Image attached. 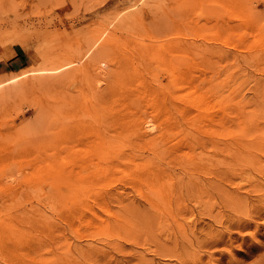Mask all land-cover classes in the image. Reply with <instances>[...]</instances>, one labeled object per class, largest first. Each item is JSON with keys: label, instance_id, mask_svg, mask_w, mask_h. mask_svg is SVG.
<instances>
[{"label": "rangeland", "instance_id": "1", "mask_svg": "<svg viewBox=\"0 0 264 264\" xmlns=\"http://www.w3.org/2000/svg\"><path fill=\"white\" fill-rule=\"evenodd\" d=\"M15 56L0 66V264H264V0H0V62ZM170 70L188 89L169 85ZM147 84L169 87L167 108ZM217 147L222 190L180 191L183 175L212 180ZM155 148L165 178L151 189L133 166Z\"/></svg>", "mask_w": 264, "mask_h": 264}, {"label": "bare ground", "instance_id": "2", "mask_svg": "<svg viewBox=\"0 0 264 264\" xmlns=\"http://www.w3.org/2000/svg\"><path fill=\"white\" fill-rule=\"evenodd\" d=\"M246 1V0H245ZM222 2V1H221ZM231 2V1H230ZM160 3V2H159ZM224 3V2H223ZM222 5V4H221ZM150 8V7H149ZM248 9V8H247ZM182 10H184V9H182ZM129 12V11H128ZM159 12V11H158ZM133 13H135V12H133ZM132 12H131V16L133 17V20H131V21H134L135 22V24H139V22H141V19H143L142 18V13H140V14H133ZM128 14V13H127ZM154 14V13H153ZM152 14V15H153ZM125 15V14H124ZM125 17V16H124ZM123 17V18H124ZM127 17V16H126ZM129 17H130V15H129ZM168 19V18H167ZM166 19V20H167ZM179 19V18H178ZM118 20H119V18H118ZM118 20H116V21H118ZM125 21H123L124 23L126 22V21H128V20H126V18L124 19ZM120 21V20H119ZM121 21H122V19H121ZM120 21V22H121ZM129 21H130V19H129ZM149 21V20H148ZM154 21V20H153ZM120 22H118V23H120ZM157 22V21H156ZM160 22H161V20H160ZM159 22V23H160ZM171 22V21H170ZM257 22H258V20H257ZM256 22V23H257ZM127 23V22H126ZM147 23V22H146ZM151 23V22H150ZM158 23V24H159ZM168 23V22H167ZM218 23V22H217ZM250 23V22H249ZM121 24H123V23H121ZM254 24V23H253ZM126 25V24H125ZM144 25V24H143ZM152 24H150V26H151ZM155 25V24H154ZM163 25V24H162ZM170 24H168V26H169ZM113 26V25H112ZM120 27H121V25H119ZM124 26V25H123ZM145 26H147V24L145 25ZM149 26V25H148ZM171 26H172V24H171ZM257 26V25H256ZM152 27V26H151ZM157 27H159V26H157ZM164 27L165 26H163V29H164ZM142 28V27H141ZM147 29L145 30L146 31V35L147 36H149L148 38H158L159 39V37L160 36H158V35H155L154 33H152V32H154V31H150V29H148V27H146ZM160 28V27H159ZM121 29H122V27H121ZM165 30V29H164ZM170 30V29H169ZM168 30V31H169ZM202 30V29H201ZM144 31V30H143ZM143 31H142V34H143ZM161 31V30H160ZM156 32V31H155ZM167 32V31H166ZM110 33H112V32H110ZM110 33H109V35H110ZM100 34V33H99ZM145 34V33H144ZM114 36L112 37L113 38V43H114V38H116L115 36V34H113ZM164 35V34H163ZM140 36V35H139ZM142 36V35H141ZM143 37V36H142ZM141 37V38H142ZM97 38V37H96ZM109 38V37H108ZM107 38V39H108ZM144 38V37H143ZM105 39V38H104ZM106 41H107V43H106ZM108 41H110V40H106L105 39V43L106 44H108L109 45V43H108ZM146 41V40H145ZM144 41V42H145ZM103 42V41H102ZM167 44H164V45H168L169 44V41H165ZM183 42V41H182ZM189 42V41H188ZM105 43H103V45L105 44ZM149 43V42H148ZM148 43H145V44H147L148 45ZM191 43V42H190ZM102 44V43H101ZM105 44V45H106ZM144 44V43H143ZM143 44H142V46H143ZM171 45H172V47H171V49L170 50H174V47L173 46H176V45H179V43H177L176 41H172L171 43H170ZM181 44V43H180ZM193 44V43H192ZM198 44V43H197ZM138 45V44H137ZM140 45V44H139ZM151 45V44H150ZM205 45V44H204ZM142 46H140L141 48H142ZM139 47V48H140ZM144 47V46H143ZM176 47H178V46H176ZM175 47V48H176ZM145 48V47H144ZM143 49V48H142ZM176 49H178V48H176ZM152 50V49H151ZM172 50V51H173ZM207 50V49H206ZM144 51L145 50H143V53H144ZM169 51V50H168ZM148 52V51H147ZM154 52V51H153ZM177 52V51H176ZM179 52V51H178ZM141 53V52H140ZM118 54V53H117ZM180 56V55H179ZM117 59V58H116ZM144 60V59H143ZM148 60V59H147ZM114 64V63H113ZM172 67H173V65H172ZM189 67V66H188ZM187 67V68H188ZM181 68V67H180ZM85 69V68H84ZM173 69V68H172ZM168 70V69H167ZM176 71V70H175ZM175 71H171L170 70V72H169V85H171V87H177L178 89H180L182 86H184L183 88H187V85H188V83H186V81H187V79H186V81H183V75L182 76H180L179 75V73L177 74V72H180V70L178 69L177 70V72H175ZM24 72V71H23ZM23 72H21V73H23ZM146 72V71H145ZM163 72H164V70H163ZM186 72V71H185ZM20 72H18V73H16V75L17 74H19ZM187 73V72H186ZM29 74V73H28ZM165 74V73H164ZM203 75V74H202ZM20 76H21V74H20ZM24 76V75H23ZM186 76H187V74H186ZM15 77V76H14ZM13 77V78H14ZM17 77V76H16ZM150 77V76H149ZM202 77V76H201ZM12 78V79H13ZM102 78V77H101ZM198 78V77H197ZM189 79H191V78H189ZM189 79H188V81H189ZM153 81V80H152ZM191 81V80H190ZM190 81H189V83H190ZM155 82V81H154ZM159 83V82H158ZM187 85H186V84ZM201 83V82H200ZM128 84V83H127ZM186 85V87H185V85ZM192 84V83H191ZM191 84H189V86L191 87ZM204 84V83H203ZM108 85V84H107ZM112 85V84H111ZM173 85V86H172ZM198 85H200V84H198ZM198 85H197V87H198ZM160 87H157V88H154V85H152V84H147V86H144V88L146 89V93H149L148 95H150V97H148V95H147V97L149 98V99H151V102H152V105L154 104V106H156V107H160V106H162V104L164 103V97H163V91H164V89L166 88V89H168L169 87H167L166 85H163V84H160L159 85ZM193 86V85H192ZM196 87V88H197ZM128 88V87H127ZM194 88V87H193ZM132 89V88H131ZM145 89H143V90H145ZM188 89V88H187ZM169 90V89H168ZM167 91V90H166ZM170 91H172V89L170 90ZM186 91V90H185ZM193 91V90H192ZM133 92V91H132ZM144 92V91H143ZM143 92H140V93H143ZM134 93V92H133ZM168 93H169V91H168ZM178 93V92H177ZM139 94V93H138ZM171 94H173V93H171ZM181 94V93H180ZM134 95V94H133ZM174 95V94H173ZM173 95H170L171 97H176L175 95L173 96ZM139 96V95H138ZM146 96V95H145ZM144 96V97H145ZM106 97V96H105ZM141 97V96H140ZM153 99H152V98ZM181 97V96H180ZM108 98V97H107ZM147 98V99H148ZM104 99V98H103ZM106 99V98H105ZM104 99V100H105ZM148 99V100H149ZM174 99V98H173ZM198 99V98H197ZM197 99H195L194 98V100H197ZM107 100V99H106ZM127 100V99H126ZM153 100V101H152ZM166 100H168V98L166 99ZM185 100V99H184ZM193 100V101H194ZM205 100V99H204ZM102 101V100H101ZM132 101H133V99H132ZM106 102V101H105ZM134 102V101H133ZM139 102H141V101H139ZM150 102V101H149ZM171 102V101H170ZM142 103V102H141ZM190 103H192L191 101H190ZM201 103L203 104V101L202 102H200V104L199 105H201ZM102 104V103H101ZM124 104H126V101L124 102ZM124 104H123V106H124ZM164 104H166V103H164ZM163 104V105H164ZM167 104H168V102H167ZM173 104V103H172ZM194 105H195V103H193ZM65 105V104H64ZM127 105H129V104H127ZM139 105H140V103H139ZM150 105H151V103H150ZM174 105V104H173ZM176 105V104H175ZM204 105H205V102H204ZM122 106V105H121ZM167 105H164V107L165 108H167L166 107ZM176 106H178V105H176ZM180 106V105H179ZM202 106V105H201ZM206 106V105H205ZM125 107V106H124ZM128 107V106H127ZM133 107H134V104H133ZM152 107V106H151ZM160 108V109H163V110H165V108ZM198 107V106H197ZM204 106H202L201 108H203ZM102 108V107H101ZM175 108V107H174ZM179 108H181L182 109V106H180ZM198 108H200V107H198ZM198 108H196V109H198ZM154 108L152 107V110H153ZM169 109V108H168ZM168 109H167V111H168ZM176 109V108H175ZM206 109V108H205ZM103 110V109H102ZM121 110H123V109H121ZM180 110V109H179ZM109 111V110H108ZM139 111V110H138ZM153 111H155V109L153 110ZM152 111V112H153ZM170 111V110H169ZM178 111V110H177ZM183 111H184V109H183ZM196 111V110H195ZM39 112L41 113V111L39 110ZM43 112V111H42ZM107 112V111H106ZM165 112V111H164ZM190 112V111H189ZM188 112V113H189ZM198 113H200V111H197ZM201 112H203V110L201 111ZM206 112V111H205ZM50 113V112H49ZM105 113V112H104ZM109 113V112H108ZM111 113V114H110ZM110 116H109V114L107 115V116H109L112 120H113V118H116V119H120V118H122V117H124V116H122V117H120V115H119V110L117 109V108H114V107H112L111 109H110ZM124 113V112H123ZM133 113H134V111H133ZM162 113V112H161ZM176 113H179V112H176ZM185 113V112H184ZM191 113V112H190ZM197 113V114H198ZM42 114V113H41ZM126 114V113H125ZM150 114H151V112H150ZM166 114V113H165ZM172 114V113H171ZM192 114V113H191ZM222 114V113H221ZM38 115V114H37ZM40 115V114H39ZM119 115V117L120 118H118V117H116V116H118ZM128 115V114H127ZM137 115V114H136ZM158 116H159V114H157ZM156 115V116H157ZM189 115V114H188ZM196 115V114H195ZM194 115V118L196 119V116ZM216 115V114H215ZM155 116V117H156ZM157 116V117H158ZM161 116V115H160ZM213 116V115H212ZM220 116V115H219ZM105 117V116H104ZM129 117V116H128ZM133 117V116H132ZM164 117V116H163ZM163 117H162V119H163ZM174 117V116H173ZM183 117H184V115H183ZM189 117V116H188ZM218 117V116H217ZM221 118H222V116H220ZM72 118V117H71ZM70 118V119H71ZM186 118H187V115H186ZM185 117H184V119H186ZM193 118V119H194ZM214 118V117H213ZM102 119V118H101ZM123 119V118H122ZM144 120H146L145 118H143ZM155 119V118H154ZM161 119V118H160ZM161 119V120H162ZM182 119V118H181ZM180 119V120H181ZM153 120V119H152ZM156 120V119H155ZM160 120V123H159V125L162 123L163 124V122ZM164 120V119H163ZM192 120V118L190 119V121ZM220 120H222V119H220ZM118 121V120H117ZM116 121V122H117ZM123 121H125V120H123ZM147 121V120H146ZM149 121V120H148ZM148 121L145 123L147 126H148ZM185 121V120H184ZM196 121V120H195ZM119 122V121H118ZM117 122V123H118ZM133 122H135L136 124H140L141 123V120H140V117L138 116H136V118H133ZM153 122V121H152ZM157 122H159V119H158V121ZM218 123L220 122L221 123V121H217ZM222 122H223V120H222ZM119 124V123H118ZM124 124H126V122H124ZM149 124H152V123H149ZM166 124V123H165ZM192 124V123H191ZM141 125H142V123H141ZM158 125V126H159ZM170 125H172V124H169V127H170ZM179 125V124H178ZM103 126V125H102ZM161 126H163V125H161ZM160 126V127H161ZM167 126V125H166ZM181 126V125H180ZM198 126V125H197ZM138 126H136V128H137ZM177 127V126H176ZM175 127V128H176ZM130 128H132V127H130ZM168 128V127H167ZM197 128V127H196ZM144 129V128H143ZM145 129H146V127H145ZM173 129V128H172ZM123 130V129H122ZM127 130H128V128H127ZM141 130H142V128H141ZM161 131H158V132H160V136L161 137H164L165 136V126H164V128L163 129H160ZM175 130V129H174ZM174 130H171V132L172 131H174ZM187 130V129H186ZM124 131V130H123ZM123 131H120V130H118L117 132H115L114 131V133L112 132V134H111V138H107L106 136H104V135H102V137H100V138H98L97 140H96V142H94L93 143V145L96 143V145H98V146H100L101 147V149H99L98 150V152L101 150V152H103V150H105L109 145H116V143H118V139H119V136H120V134L122 135V137H123ZM126 131V130H125ZM134 131H135V129H134ZM167 131H169V130H167ZM67 132V131H66ZM65 132V133H66ZM69 132H71V130L69 131ZM97 132V131H96ZM146 132V131H145ZM145 132L144 133H142V131H141V133L139 134L140 136H144V135H146L145 134ZM197 132V131H196ZM63 133V132H62ZM104 133V132H103ZM127 133L128 132H126V135H127ZM138 133H139V131H138ZM193 133V132H192ZM199 133V132H198ZM201 133V132H200ZM64 134V133H63ZM70 135H71V133H69ZM159 134V133H158ZM178 134V133H177ZM131 135V134H130ZM181 135V134H180ZM61 136H63V135H61ZM65 136V135H64ZM149 136V135H148ZM159 136V135H158ZM193 136V135H192ZM201 136V135H200ZM67 138H68V136H66ZM77 137V136H76ZM122 137H121V139H122ZM124 137H126V136H124ZM145 137V136H144ZM198 137V136H197ZM71 138V137H70ZM78 138V137H77ZM135 138H137V137H135ZM134 138V139H135ZM139 138L140 137H138V140H139ZM143 138V137H142ZM142 138H140V139H142ZM195 138V139H194ZM193 139H194V142H195V145L196 144H199V145H201L203 148H201V150H202V154H203V156L205 157V158H209V157H207V154H204V148H205V143L207 142V140H203V139H200V138H196V137H194ZM54 139H56V138H54ZM61 139V138H60ZM77 140V139H76ZM79 140V139H78ZM125 140H126V138H125ZM57 141V140H56ZM65 141H69V138L66 140V138H65ZM149 141H151L150 139H149ZM212 141V140H211ZM217 141V140H216ZM62 142H64V140L62 141ZM62 142H61V144H62ZM124 142V141H123ZM218 142V141H217ZM60 143V142H59ZM60 144V145H61ZM68 144V143H67ZM220 144V143H219ZM91 145V144H90ZM55 146V145H54ZM58 146V145H57ZM95 146V145H94ZM193 146V145H192ZM219 146V145H218ZM207 147V146H206ZM190 148H192L191 147V145H190ZM218 148V150L216 149V151H215V154H214V156H215V159H213V164H212V166H211V164H210V168H212L211 169V172L210 173H212L211 175L212 176H214V177H212V180H211V178L209 177V181H202V180H200V179H198V178H195L194 177V174L193 175H189L186 179H184L183 178V176H185V175H183V173H181L183 176H182V178H180V179H177V177L174 179V180H176L177 179V188L181 191V190H185L186 192H188V193H192V194H194L195 196H193V197H195V198H197L198 200H203V199H206V200H209V197L210 196H212L211 194L212 193H210V190L212 191L213 189L214 190H216L217 188H219V186H220V184L221 183H219L218 181H221V179L224 177L223 176V173H224V169H222V167H221V165L223 164V165H225L224 164V160H226V159H224L223 160V158L221 157L223 154H221L222 153V148H220V147H217ZM233 148V147H232ZM245 148H247V147H245ZM235 149H237V148H235ZM241 149V148H240ZM239 149V150H240ZM244 149V148H243ZM59 150V149H58ZM57 150V151H58ZM68 150V149H67ZM89 150V149H88ZM205 150H209V149H205ZM222 150V151H221ZM232 150V149H231ZM238 150V151H239ZM246 150V149H245ZM244 150V151H245ZM59 151H61V150H59ZM58 151V152H59ZM66 151V150H65ZM70 151V150H69ZM195 151V150H194ZM204 151V152H203ZM234 151V150H233ZM249 150L247 149V153H249L248 152ZM189 152H191V151H189ZM196 152V151H195ZM242 152V151H241ZM201 153H199V154H201ZM207 153V152H206ZM231 153H233L234 154V156L235 157H237V162H239L240 160H242V157H244L243 155H242V157H241V153L240 152H231ZM229 154V153H228ZM126 155V154H125ZM250 155V154H249ZM117 156V155H116ZM123 156V155H122ZM129 156V155H128ZM152 157L151 158H149V159H146V158H148V157H146L145 158V160H141V161H139V163H137V165L139 166L138 168L136 167V165H134L133 166V169H134V171L137 173H139V174H136L135 172V176H137L138 178L140 177L142 180H143V182H144V178L145 177H148L149 179H145V181H147V185L151 188V189H153V187H159L162 183L160 182L162 179H164L165 178V173L162 175L161 174V172H158V169L160 168V165L159 164H157V163H155L156 161H155V159L156 158H159L160 157V150H158L157 148H155L153 151H152V155H151ZM211 156V155H210ZM119 157H121V156H119ZM124 157V156H123ZM145 157V156H144ZM168 157V156H167ZM196 157V156H195ZM200 157V156H199ZM202 157V156H201ZM233 157V156H232ZM231 157V159H233ZM246 157V156H245ZM122 158V157H121ZM139 158V157H138ZM137 158V159H138ZM141 158H142V155H141ZM162 158H164V157H162ZM212 158H214L213 157V154H212ZM246 158H248V157H246ZM245 158V159H246ZM190 159H192V158H190ZM195 159H197V157L195 158ZM198 159H201V160H204L203 158H198ZM227 159H229V158H227ZM250 159V158H249ZM249 159L246 161V162H248L249 161ZM254 159V158H253ZM261 159L262 160H264V158H262L261 157ZM201 160L200 161H198V160H196V161H198V162H201ZM236 160V159H235ZM234 159L232 160V161H235ZM239 160V161H238ZM243 160H244V158H243ZM242 160V161H243ZM261 160V161H262ZM111 162H113L112 160H111ZM236 162V161H235ZM236 162V163H237ZM246 162H244V163H246ZM39 163V162H38ZM115 163V162H114ZM117 163V162H116ZM159 163V162H158ZM164 163V162H163ZM202 163H203V161H202ZM207 163H211V162H207ZM227 163V162H226ZM166 164V163H165ZM203 164H205V163H203ZM228 164H232V163H228ZM238 164H243V163H241V162H239ZM108 165V164H107ZM162 165H164V164H162ZM161 165V166H162ZM234 165V164H233ZM246 166V164H243V166ZM143 166V167H142ZM205 166H208V165H205ZM230 166V169H232L233 167H235V165L234 166H232V168H231V165H229ZM228 166V167H229ZM142 167V168H141ZM164 167H165V165H164ZM185 167V166H184ZM190 167V166H189ZM237 167V166H236ZM248 167H250V166H248ZM258 167V166H257ZM147 168H150V169H147ZM166 168V167H165ZM186 168V167H185ZM192 168V167H191ZM243 168H246V167H243ZM243 168H241L242 170H243ZM145 169H147V170H145ZM161 169V168H160ZM164 169V168H163ZM195 169H197V168H195ZM229 169V170H230ZM235 169V168H234ZM237 169V168H236ZM238 169H240L239 167H238ZM240 169V170H241ZM250 170H251V168H249ZM186 170H187V168H186ZM185 170V171H186ZM194 170V169H193ZM208 170V169H207ZM165 171V170H164ZM204 171V170H203ZM227 172H228V170H226ZM234 171V170H233ZM196 172H198V170L196 171ZM205 172V171H204ZM207 172V171H206ZM239 172V171H238ZM252 172V171H251ZM237 173V172H236ZM245 173V172H244ZM161 174V175H160ZM178 174H180V173H178ZM185 174V173H184ZM234 173L232 172V175H233ZM239 174V173H238ZM242 174V173H241ZM246 174H248L249 175V172L248 173H246ZM169 175V174H168ZM197 176H198V174H196ZM210 175V174H209ZM225 175V174H224ZM237 175V174H236ZM243 175V174H242ZM175 176H177V174L175 175ZM186 176H187V174H186ZM196 176V177H197ZM207 176V175H206ZM238 176V175H237ZM170 177V176H169ZM199 177V176H198ZM242 177V176H241ZM243 177H245L244 175H243ZM174 178V177H173ZM214 178V179H213ZM225 178V177H224ZM202 179L204 180L205 179V176L204 177H202ZM207 180H208V178H207ZM256 180V179H255ZM222 181L225 183V181L222 179ZM172 183V182H171ZM218 183H219V185H218ZM254 183V182H253ZM252 184V183H251ZM151 185V186H150ZM256 187V186H255ZM254 189V188H253ZM252 189V190H253ZM262 189V188H261ZM219 190H220V188H219ZM222 190V189H221ZM220 190V191H221ZM219 191V192H220ZM255 191H259L260 192V189H257V190H255ZM91 192V191H90ZM214 192V191H213ZM225 191H223L222 193L223 194H225L224 193ZM217 193V192H216ZM221 193V192H220ZM220 193H219V195H220ZM250 193H251V191H250ZM262 193V192H261ZM260 193V194H261ZM218 194V193H217ZM222 194V195H223ZM214 195V194H213ZM221 195V196H222ZM226 195V194H225ZM251 195V194H250ZM224 196V195H223ZM238 196V195H237ZM254 196H256V194L254 195ZM257 196H259V195H257ZM256 196V197H257ZM262 196H264V195H262ZM250 197V196H249ZM234 198H235V195H234ZM242 198V197H241ZM241 198H240V196H238V199H237V203H239V204H242V202H243V200H245V199H243V200H241ZM262 199H264V198H262ZM224 200V199H223ZM229 200H231V199H229ZM236 200V199H235ZM260 200V199H259ZM258 200V201H259ZM226 201L228 202V200L226 199ZM225 201V203H227ZM245 201H247L248 202V200H245ZM205 202V201H204ZM253 202V201H252ZM259 202H261V201H259ZM258 202V203H259ZM233 204V202H228L227 204ZM257 203V202H256ZM206 204V203H205ZM229 204V205H230ZM235 204V203H234ZM252 204V203H251ZM207 206V205H206ZM212 206V205H211ZM219 207H220V205H219ZM250 207V206H249ZM251 208V207H250ZM258 208V207H257ZM234 209H236V208H234ZM248 209V208H247ZM255 209H256V206H255ZM254 209V211H253V213H251L250 212V214H254V212H256L257 210H255ZM250 210H253V209H250ZM242 211V210H241ZM221 212V211H220ZM249 212V211H248ZM258 213H259V211H258ZM258 213L256 212V214L258 215ZM262 213V212H261ZM260 213V214H261ZM245 214H247V213H245ZM255 214V215H256ZM259 214V215H260ZM262 214H264V213H262ZM261 214V215H262ZM258 215V216H259ZM240 216H241V214H240ZM251 216V215H250ZM243 217V216H242ZM242 217H241V219H242ZM252 217L254 218V216L252 215ZM252 217H250L251 219H252ZM262 217V216H261ZM249 218V217H248ZM239 220H240V218H239ZM231 221V220H230ZM242 220H240V222H241ZM235 222V221H234ZM237 222H239L238 221V219L236 220V222L235 223H237ZM249 222V221H248ZM252 222V221H251ZM254 222V221H253ZM234 223V224H235ZM250 223V222H249ZM233 224V225H234ZM238 224V223H237ZM245 224V223H244ZM251 224V223H250ZM227 225H229V224H227ZM230 225H231V223H230ZM232 225V228L234 227ZM243 225V224H242ZM235 226H237V225H235ZM244 226H246V224L244 225ZM231 227V226H230ZM241 227V226H240ZM225 228H227V229H229V226L227 227H225ZM232 228H230V229H232ZM237 228H238V226H237ZM229 229V230H230ZM225 231H226V229H225ZM247 231V230H246ZM227 232V231H226ZM245 232V231H244ZM230 233V232H229ZM253 233V232H252ZM225 235H223V237H224ZM255 237V236H254ZM251 238V237H250ZM222 239V238H221ZM220 239V240H221ZM223 241H224V238H223ZM253 241V240H252ZM262 241H264V240H262ZM262 241H260V242H262ZM257 243H259L258 241H257ZM246 245V244H245ZM262 245H264V243H262ZM262 245L260 246V244H259V246L260 247H262ZM213 246V245H212ZM250 246V245H249ZM249 248V247H248ZM253 248V247H252ZM168 249V248H167ZM182 249V248H181ZM249 250V249H248ZM251 250V249H250ZM245 251V250H244ZM243 251V252H244ZM259 251V250H258ZM245 253V252H244ZM248 253V252H247ZM249 254H251V253H249ZM249 254H246V256L247 255H249ZM253 254V253H252ZM262 255H264V254H262ZM250 256V255H249ZM262 257H264V256H262ZM261 257V258H262ZM257 259V258H256ZM258 260V259H257ZM241 261V260H240Z\"/></svg>", "mask_w": 264, "mask_h": 264}, {"label": "crops", "instance_id": "3", "mask_svg": "<svg viewBox=\"0 0 264 264\" xmlns=\"http://www.w3.org/2000/svg\"><path fill=\"white\" fill-rule=\"evenodd\" d=\"M18 60L19 58L17 56L15 57H11L8 60H4L2 62H0V66L2 69H4V71H7V67H10L11 65H17L18 64ZM11 71V70H10Z\"/></svg>", "mask_w": 264, "mask_h": 264}]
</instances>
